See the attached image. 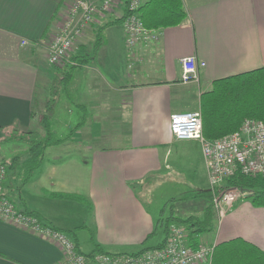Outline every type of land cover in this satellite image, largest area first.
Returning a JSON list of instances; mask_svg holds the SVG:
<instances>
[{
	"label": "crops",
	"instance_id": "obj_1",
	"mask_svg": "<svg viewBox=\"0 0 264 264\" xmlns=\"http://www.w3.org/2000/svg\"><path fill=\"white\" fill-rule=\"evenodd\" d=\"M67 1L0 0V166L17 152L25 153L20 137L38 130L36 119L52 77L47 40L64 17ZM180 1L184 21L150 28L159 38L146 45L128 47L121 25H107L113 15L85 28L72 54L85 56L87 63L74 71L67 87L68 99L75 100L71 107L85 115V123L68 142L46 148L40 168L15 197L18 211L70 233L67 237L83 255L95 246L109 254L146 248L158 220L152 214L157 200L168 194V201L178 203L190 195L192 202L210 190L200 143L176 140L170 115L199 111L200 98L214 81L264 67V0ZM148 2L141 0L140 7ZM188 57L204 67L198 68L197 82L182 83L181 60ZM183 159L196 161L192 172L203 168L201 176L185 178ZM172 179L180 182V191L174 186L161 198L156 193L151 198L152 184L161 187ZM52 194L76 195L89 206ZM224 211L200 243L242 239L264 252V208L244 198ZM81 232L90 243L84 252ZM61 259L62 251L52 242L0 220V264H58Z\"/></svg>",
	"mask_w": 264,
	"mask_h": 264
},
{
	"label": "built area",
	"instance_id": "obj_2",
	"mask_svg": "<svg viewBox=\"0 0 264 264\" xmlns=\"http://www.w3.org/2000/svg\"><path fill=\"white\" fill-rule=\"evenodd\" d=\"M140 4L141 0H102L100 6H96L87 0H68L64 17L47 40L49 66L69 63L74 45L85 28L96 24L98 18L104 15L122 19L121 27L128 47L157 41L159 34L147 29L139 18ZM181 67V82L190 83L198 81V68L204 67V64L188 57L181 60ZM169 129L176 140H197L200 143L210 189H219L220 202L227 206L234 201L236 189L227 186L226 180L235 174H264V122L261 120L245 119L238 130L219 139L207 140L202 134L200 112H183L170 115ZM4 178V169L0 167V220L59 247L62 259L58 264H209L211 261L214 246L200 244L196 248L189 247L187 232L180 226L169 230L161 247L132 254L96 253L87 257L75 248L65 234L18 211L2 195ZM218 212L220 215L223 213L220 209Z\"/></svg>",
	"mask_w": 264,
	"mask_h": 264
},
{
	"label": "trees",
	"instance_id": "obj_3",
	"mask_svg": "<svg viewBox=\"0 0 264 264\" xmlns=\"http://www.w3.org/2000/svg\"><path fill=\"white\" fill-rule=\"evenodd\" d=\"M150 10V14H147ZM138 15L144 26L149 30H151L150 28H166L179 25L186 17L180 0H149L148 3L138 9ZM109 24L122 26V19L114 17L113 20L107 21V25ZM99 32L100 28H97L94 33L95 45H99L101 40ZM72 55L69 63L64 66H50L52 77L48 93L49 98L47 97L45 101L43 113L39 115L43 133L38 134L30 131L25 134V138L20 139L27 145L24 159L14 156L8 162H1L0 167L4 169L5 173L2 183V195L14 206L13 198H18V191L30 181L32 174L40 168L46 148L59 145L66 140L52 139L49 117L55 104L56 93L52 95L50 93L57 89L56 86L59 85L60 89L57 91L62 92L67 97L69 96L67 87L72 81L74 71L87 63L85 56ZM199 112L201 114L203 136L207 140L219 139L238 130L245 119L264 122V67L214 81L211 90L204 93L200 98ZM33 115L32 111L31 118H33ZM84 123L85 118L77 124L75 130L82 127ZM226 184L242 192L249 193L245 199L256 207L264 208V174L257 176L235 174L226 180ZM210 193L209 190L196 196L204 199L206 203L199 217L188 216L182 218L172 216L158 219L154 231L147 239H151L156 231L161 229L164 236L163 241L155 247H146L137 253L161 247L169 230L174 226H180L186 230L189 247L196 248L202 244L200 243L201 235L213 230L216 217L212 210ZM51 197L75 201L89 206L82 197L76 195L52 194ZM22 213L36 218L30 213ZM42 225L50 227L45 224ZM76 243V241L73 242L77 249ZM95 247L92 253L86 255L87 257H91L96 253H103L101 249ZM209 264H264V252L242 239H234L215 245Z\"/></svg>",
	"mask_w": 264,
	"mask_h": 264
},
{
	"label": "rangeland",
	"instance_id": "obj_4",
	"mask_svg": "<svg viewBox=\"0 0 264 264\" xmlns=\"http://www.w3.org/2000/svg\"><path fill=\"white\" fill-rule=\"evenodd\" d=\"M75 47V46H74ZM57 89L53 90L50 94L52 95L53 93H56V98H55V104L54 107L51 111V115L49 117L50 119V123L52 126V139H66L65 141H67L68 139L72 138V135H74V133L76 132V126L77 124H79L83 118V113L78 109V108H74L71 107V102L72 100H69L68 97L63 94L62 92H59L57 90H59V85L56 86ZM71 94V93H70ZM47 97L49 98V94H47ZM71 101V102H70ZM75 102V100H73ZM40 108V107H39ZM191 111H193L194 109H189ZM41 118L38 116V120L36 119V122L39 123L38 124V130H34V132H37L38 134L43 133L42 130V126H41ZM244 121V120H243ZM203 134V132H202ZM17 136L13 137L15 139H19L18 134H16ZM80 136L84 137L86 136V138L88 137L86 134H80ZM24 137H20V139H23ZM68 142V141H67ZM70 142V141H69ZM11 149L13 147H10ZM20 148H23L22 146H20ZM17 156H20V158L24 159L25 153L20 151V154L18 155L17 152ZM202 165L205 167V163H204V159L202 156ZM180 166V165H179ZM197 166L196 161H187V159H183L181 160V167H183V171H184V175L185 178L187 177L186 175H188L191 179L196 175L197 177L201 176V169L203 170V168H198V171L195 173L194 175V167ZM204 171V170H203ZM206 172V170H205ZM203 176V173H202ZM173 182H171L170 184L165 182L163 184V186L161 187H157V184L153 185L154 190L152 189V186L149 188L151 189L150 191L152 192L151 198L153 199L154 193H156L157 198H161L163 196V194H165V192H168L169 190L167 188H171V187H175V189H178V191H180V182H177L175 179H172ZM188 182V179L185 180ZM190 181V180H189ZM158 183V180H157ZM172 184V186H171ZM151 184H148L145 187V190L150 186ZM210 186V184H209ZM211 188V186H210ZM235 189V188H234ZM211 204H212V210L214 211V214L216 216V220L217 218H219L220 214H218V209H220V211H222L223 213L225 212L224 210L226 209V207H228L226 204H223L221 201L222 197H221V193L220 190H211ZM144 194V193H143ZM199 194V193H198ZM196 194V195H198ZM146 195V193H145ZM177 195V194H175ZM249 193L247 192H242L238 189H236V197L234 199V201L230 204H234L235 202L244 199L246 196H248ZM190 195H186L184 198L179 199L180 201L178 203L175 202V200H169L168 201V194L167 197L162 201V202H157L155 203L157 209L152 211V214H157V219L160 218H168V217H172L173 214L174 216H179L182 218L188 217L189 215L192 214H196L199 213L201 214V209L204 208L206 206V203L204 201V199L202 198H195L192 202H190L192 198L189 197ZM14 202L16 203L15 198H13ZM217 201V202H215ZM17 204V203H16ZM215 204L217 205V207L215 206ZM162 211V212H161ZM158 221V220H157ZM156 221V223H157ZM66 235V234H65ZM163 232L161 229L158 230L157 235L154 236L152 239H150L147 244L146 247H151V246H155L157 245L161 239ZM66 236L72 237L70 233H67ZM79 239H80V243L82 244V249L83 252L89 250L90 246H89V238H88V234L81 232L79 235ZM139 249L141 248H137V249H131L128 250L125 254H132V253H137L139 251ZM123 254V253H122ZM88 255V254H87ZM202 264V263H201Z\"/></svg>",
	"mask_w": 264,
	"mask_h": 264
}]
</instances>
